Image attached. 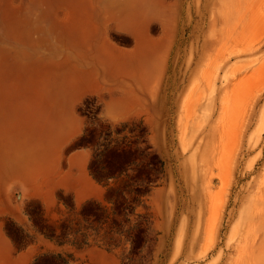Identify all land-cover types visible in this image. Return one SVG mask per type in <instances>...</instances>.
Returning <instances> with one entry per match:
<instances>
[{
	"label": "rangeland",
	"instance_id": "374dc122",
	"mask_svg": "<svg viewBox=\"0 0 264 264\" xmlns=\"http://www.w3.org/2000/svg\"><path fill=\"white\" fill-rule=\"evenodd\" d=\"M85 2L0 0V264H255L264 0Z\"/></svg>",
	"mask_w": 264,
	"mask_h": 264
},
{
	"label": "bare ground",
	"instance_id": "6f19581e",
	"mask_svg": "<svg viewBox=\"0 0 264 264\" xmlns=\"http://www.w3.org/2000/svg\"><path fill=\"white\" fill-rule=\"evenodd\" d=\"M74 4H75V8L77 9V11L79 10H83L82 13H87L86 11H84L85 9H87V4L85 2V0H73ZM87 1V0H86ZM91 1V0H90ZM113 0V3H115ZM125 3V2H124ZM129 3V2H128ZM127 3V4H128ZM92 4V8L93 10H96V6L95 3H91ZM118 4V3H117ZM126 4V3H125ZM138 4V2H137ZM135 2L134 4H132L131 6L135 5L134 7H136L137 5ZM115 5V4H113ZM122 5V3H121ZM149 5V4H148ZM124 7V5H122ZM128 6V5H127ZM86 7V8H85ZM111 7V6H110ZM119 7V6H118ZM133 7V8H134ZM148 6H146L147 8ZM89 8V7H88ZM112 9L113 6L111 7ZM127 8V7H126ZM138 8V5H137ZM145 8V10H146ZM151 8V7H150ZM116 9V8H115ZM114 9V10H115ZM121 8H119L120 10ZM118 10V8L116 9ZM123 10V9H122ZM132 9L130 8V11ZM139 10V9H138ZM121 11V10H120ZM119 11V12H120ZM141 11V10H140ZM151 11V10H150ZM90 12V11H89ZM139 12V11H138ZM81 13V12H80ZM122 13V12H121ZM135 13H137V10H135ZM137 16V14H136ZM135 19V18H134ZM132 19V20H134ZM135 24V23H134ZM134 27V26H133ZM138 28V27H137ZM136 28V29H137ZM87 29V28H86ZM148 30V29H147ZM67 34V33H66ZM156 41V40H155ZM146 46V45H145ZM146 48V47H145ZM143 50V49H141ZM143 51H146L143 50ZM142 51V52H143ZM146 53V52H144ZM142 54V53H141ZM153 55V53H151ZM147 55V53L145 54ZM156 55V54H154ZM143 56V55H142ZM148 56H151L147 55ZM154 56H152L151 58H153ZM156 57V56H155ZM147 59V58H146ZM156 59V58H155ZM154 62V61H153ZM151 64V63H150ZM143 65V64H141ZM64 90V89H63ZM249 116V115H248ZM245 123V122H244ZM243 123V124H244ZM222 128V127H221ZM223 130V129H221ZM222 132V131H221ZM222 135V133H221ZM264 177V176H263ZM257 191L256 193L253 195V197L251 198V204L248 205V207L243 210L242 212V224L245 225V229L242 231L241 234H239L240 239L244 240V245L241 246V252L242 254L245 253L244 250L242 251L243 247L244 248H248V253L250 254V256L252 258H257L258 260L256 261L255 264H264V178L261 180V182L259 183L258 187H257ZM241 228V227H240ZM256 230L257 233H253V230ZM234 231V230H233ZM241 231V230H240ZM239 232V231H238ZM253 233V234H252ZM241 241V240H240ZM242 245V244H241ZM240 248V246H239ZM247 254V253H246ZM238 258H239V252H238ZM237 264V263H235ZM241 264V262H240Z\"/></svg>",
	"mask_w": 264,
	"mask_h": 264
}]
</instances>
